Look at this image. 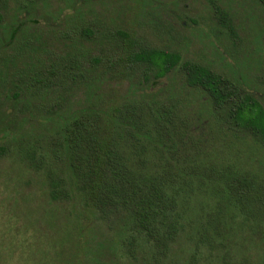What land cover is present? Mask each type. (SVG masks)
Segmentation results:
<instances>
[{
    "label": "rangeland",
    "instance_id": "1",
    "mask_svg": "<svg viewBox=\"0 0 264 264\" xmlns=\"http://www.w3.org/2000/svg\"><path fill=\"white\" fill-rule=\"evenodd\" d=\"M9 7L16 10L17 4ZM116 31L141 47L176 51L183 61L211 67L252 92L264 107V5L259 0H46L34 10L5 11L0 126L8 122L9 130L0 132V142L9 151L0 157V264H144L125 254V242L94 213L79 210L74 200H51L44 174L27 167L22 157L34 145L37 158L48 162L63 121L84 107L108 111L130 101L172 103L186 160L189 153L202 164L218 162V151L229 142L239 160L264 177V147L251 137L233 136L215 116L208 95L187 86L178 67L154 84L144 83L138 67L118 59L123 50ZM70 60L81 75L72 76L68 66L63 71ZM51 65L58 74L50 86H29L33 75ZM249 230V251L233 264H264V234L259 235L264 219ZM190 254L174 264H186ZM208 261L218 264L211 258L203 264Z\"/></svg>",
    "mask_w": 264,
    "mask_h": 264
},
{
    "label": "trees",
    "instance_id": "2",
    "mask_svg": "<svg viewBox=\"0 0 264 264\" xmlns=\"http://www.w3.org/2000/svg\"><path fill=\"white\" fill-rule=\"evenodd\" d=\"M41 1L46 0H0V22L5 11L34 10ZM13 2L16 10L9 7ZM115 33L123 50L118 59L138 67L144 83L154 84L178 67L187 86L208 95L215 116L233 136L251 137L264 147V107L252 92L207 65L183 61L176 51L141 47L126 32ZM67 66L72 76L81 75L75 60L65 63L63 71ZM57 74L58 67L51 65L28 84L48 87ZM165 103L130 101L108 111L84 107L63 121L48 162L37 158L34 145L22 157L27 167L44 174L51 200H74L79 210L94 213L125 242L128 257L144 264H174L191 250L186 264L245 259L249 229L264 219V177L241 162L229 142L218 151V162L202 164L189 153L186 160L185 148L179 151L175 106ZM8 130V122L0 126L2 133ZM8 151L0 142V157Z\"/></svg>",
    "mask_w": 264,
    "mask_h": 264
},
{
    "label": "flooded vegetation",
    "instance_id": "3",
    "mask_svg": "<svg viewBox=\"0 0 264 264\" xmlns=\"http://www.w3.org/2000/svg\"><path fill=\"white\" fill-rule=\"evenodd\" d=\"M264 5V4H263Z\"/></svg>",
    "mask_w": 264,
    "mask_h": 264
}]
</instances>
